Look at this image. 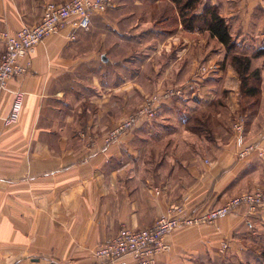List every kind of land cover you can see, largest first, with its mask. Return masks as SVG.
I'll return each instance as SVG.
<instances>
[{
  "label": "crops",
  "instance_id": "0c3cea01",
  "mask_svg": "<svg viewBox=\"0 0 264 264\" xmlns=\"http://www.w3.org/2000/svg\"><path fill=\"white\" fill-rule=\"evenodd\" d=\"M67 1L0 0V32L37 24L46 4ZM202 2L217 7L236 42L248 36L256 49L264 39V0ZM4 49L0 39V57ZM226 54L210 31L183 27L173 0H114L89 29L66 28L24 57L31 68L0 99L5 116L13 92L23 93L19 122L0 131V264H100L95 250L123 227H149L172 206L200 212L264 188V158L237 157L229 122L243 111L237 102L251 97ZM257 59L261 77L250 86L263 91ZM175 86L181 97L107 142L148 97ZM254 106L246 108V135L264 149V127L256 126L264 93ZM164 243L156 264H258L264 207L176 228Z\"/></svg>",
  "mask_w": 264,
  "mask_h": 264
},
{
  "label": "built area",
  "instance_id": "2783aa9c",
  "mask_svg": "<svg viewBox=\"0 0 264 264\" xmlns=\"http://www.w3.org/2000/svg\"><path fill=\"white\" fill-rule=\"evenodd\" d=\"M114 7V0H69L65 3H48L44 6L43 15L37 24L25 25L15 32L1 31L0 39L5 49L0 57V99L10 91L9 82L28 73L32 62L29 56L35 47L48 37L60 33L66 28L73 31L89 29L93 16L107 12ZM218 69L216 65L203 66V74ZM15 97L7 115H0L1 127L11 126L19 122L23 109V93L14 91ZM183 95L181 87H169L153 93L140 108L121 121L107 137V142L116 140L129 131L140 118L154 117L156 109L165 100ZM232 130L239 159L247 158L253 153L264 158V149L258 142L247 140L246 126L243 117H238ZM157 192H159L157 190ZM264 207V189L258 187L227 200L223 205L204 209L200 212L187 213L182 205L170 207L153 225L139 229L121 228L116 235L102 243L95 256L100 264H128L131 257L133 264H156V255L166 251L165 236L180 227L215 224L220 218L234 214L246 213L255 215Z\"/></svg>",
  "mask_w": 264,
  "mask_h": 264
},
{
  "label": "trees",
  "instance_id": "16d2710c",
  "mask_svg": "<svg viewBox=\"0 0 264 264\" xmlns=\"http://www.w3.org/2000/svg\"><path fill=\"white\" fill-rule=\"evenodd\" d=\"M173 1L177 5L181 22L186 30H208L223 44L227 52L233 53L236 50L238 42L234 40L226 18L218 12L217 7L203 3L202 0ZM199 8H201L200 11ZM261 57H264L263 45L257 47L252 54L235 52L232 56L230 62L240 76L241 94L244 96L253 98L260 92L258 88L248 86V79L251 76L260 77V70L252 68V61ZM258 264H264V245L260 252Z\"/></svg>",
  "mask_w": 264,
  "mask_h": 264
},
{
  "label": "rangeland",
  "instance_id": "374dc122",
  "mask_svg": "<svg viewBox=\"0 0 264 264\" xmlns=\"http://www.w3.org/2000/svg\"><path fill=\"white\" fill-rule=\"evenodd\" d=\"M249 37L248 36H244L240 41H239V43L237 44V48H236V50H234L233 51V53H229V52H227V54H226V59H229V61H232V56L234 55V53L235 52H238V53H249V54H252V52L254 51V49H253V47H251V44H250V42H248L247 41V39H248ZM261 42H264V39H262V38H259V40H258V43H257V45H258V47H260V46H264V44H262ZM261 43V44H260ZM260 45V46H259ZM222 61V60H221ZM256 63L257 64H259L260 66H262L261 67V69L263 70L264 69V57H262V58H260V59H257L256 60ZM216 66L218 67V65L216 64ZM260 70V69H259ZM260 72H261V70H260ZM259 72V73H260ZM261 74V73H260ZM261 77V76H260ZM260 77L259 78H256L255 76H251V77H249V79H248V86L249 87H254V86H250V85H252L253 83V81H254V79H256V80H258V79H260ZM252 83V84H251ZM168 88V87H167ZM164 89H166V88H164ZM163 90V89H162ZM259 91L261 92H259L258 93V95L257 96H255V97H251V98H249V99H245V100H243V101H241V100H239L237 103L239 104V107L240 106H242V109H243V111L241 112V113H237L238 111H236L235 110V112H232V119H230V126H231V128L233 127V123H234V121H235V119L236 118H238V117H243V119H244V121L246 122L245 123V126H246V128L248 129V125H249V120H250V116H249V111H251V110H256L255 109V104H258L259 102H260V100H261V95H262V93H264V84H263V91L261 90V88L259 89ZM247 101H249V103L247 104L248 106H249V108L246 106V108H248L249 109V111H248V109H246L245 108V104H244V102H247ZM242 102H243V104H242ZM162 104H164L163 102H162ZM157 110V109H156ZM249 113V114H248ZM256 126H258L259 128L261 127V126H263L264 127V112H263V114H259L258 115V121H257V124H256ZM233 131V130H232ZM233 134H234V132H233ZM247 136V135H246ZM247 140H251L250 139V137L247 139ZM254 142V141H253ZM238 157V156H237ZM261 187V186H260ZM263 188V187H262ZM264 189V188H263ZM254 189H249V190H246L245 192H248V191H253ZM244 193V192H243ZM242 194V193H241Z\"/></svg>",
  "mask_w": 264,
  "mask_h": 264
}]
</instances>
